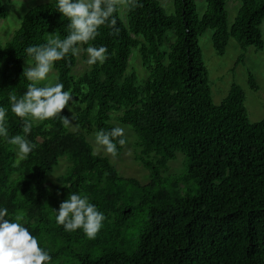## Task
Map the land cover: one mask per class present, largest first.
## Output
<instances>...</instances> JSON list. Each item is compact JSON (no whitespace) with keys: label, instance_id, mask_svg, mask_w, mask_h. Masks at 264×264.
I'll list each match as a JSON object with an SVG mask.
<instances>
[{"label":"trees","instance_id":"16d2710c","mask_svg":"<svg viewBox=\"0 0 264 264\" xmlns=\"http://www.w3.org/2000/svg\"><path fill=\"white\" fill-rule=\"evenodd\" d=\"M173 1L174 14L159 0L129 2L128 23L118 8L116 24L101 26L96 39L82 45L85 51L106 46L103 64L78 78L73 75L78 56L54 68L56 82L82 106L75 117L82 129L110 132L117 127L112 113L122 112L138 135L148 184L122 177L108 157L95 154L84 134L71 132L62 116L69 117L68 107L53 119L33 122L27 139L36 148L26 159L0 137V207L9 210L6 218L22 216L21 223L52 256L51 264H264V119L250 121L245 91L237 84L221 104L214 103L200 45L212 29L219 56L231 38L244 49L263 50L264 0H238L231 27L229 0H206L201 16L197 0ZM68 25L56 0H44L26 12L10 41L3 44L0 37V107L8 109L9 138L24 135V121L11 112L9 97H22L31 83L23 75L31 61L27 47L46 43L50 33L65 38ZM135 50L149 72L144 81L128 73ZM249 83L258 89L253 75ZM125 145H118V155ZM178 153L184 154L183 170L167 175ZM63 158L71 165L52 186L48 176ZM186 185H195L196 192L182 195ZM72 193L87 195L104 213L95 239L57 224L55 210ZM139 208L143 229L135 237L129 221Z\"/></svg>","mask_w":264,"mask_h":264},{"label":"clouds","instance_id":"9594fccd","mask_svg":"<svg viewBox=\"0 0 264 264\" xmlns=\"http://www.w3.org/2000/svg\"><path fill=\"white\" fill-rule=\"evenodd\" d=\"M129 2L134 3L135 0ZM120 3L121 0H56L57 11L69 20L70 32L63 39L59 34L50 33L46 43L27 47L26 53L31 61H26L29 67L24 69L23 75L31 83L22 97L18 98L14 94L9 97L11 112L24 121V135L9 138L8 109L0 107V137L6 138L10 145L17 146L20 159H26L36 148V144L27 139L33 122L53 119L61 115L66 107L73 111V106L77 104L71 92L64 90L63 83L51 79L50 74H54L56 62L69 55L78 56L81 45L94 41L101 26H114V13ZM86 51L89 65L103 64L109 56L106 46L89 45ZM62 116L65 124L70 122L68 117ZM96 139L113 156L118 155V145L126 143L124 129L120 127L110 132L101 130L96 134ZM55 211L56 222L65 231L82 229L88 239L96 238L106 219L87 195L77 193H72ZM8 216L9 210L0 207V264H51L52 256L21 223L22 216L18 214L14 219L6 218Z\"/></svg>","mask_w":264,"mask_h":264},{"label":"rangeland","instance_id":"374dc122","mask_svg":"<svg viewBox=\"0 0 264 264\" xmlns=\"http://www.w3.org/2000/svg\"><path fill=\"white\" fill-rule=\"evenodd\" d=\"M168 14L175 13V4L173 0H159ZM44 3V0H5L4 4L9 12L7 18H0V37L3 44L10 41L16 30L21 24L23 16L32 7ZM241 1L229 0L227 2V10L229 13V26H233L241 7ZM198 13L203 15L206 11V0H197ZM122 20L128 23L129 0H121L118 6ZM264 38V22L262 25ZM214 30L209 29L200 38V45L203 50V57L210 74V82L213 92L214 103L221 104L229 95L234 84L239 85L246 94L245 106L248 110L250 121L253 123L260 122L264 119V49L258 50L255 47L242 48L239 43L231 38L228 44L226 54L224 56L217 55L213 46ZM89 59L88 53L81 45V51L78 55L76 67L73 70L74 77H80L89 72L93 65L87 63ZM27 67H29L27 65ZM51 75L53 82H56L57 72ZM136 73L141 81L149 76L148 69L143 63L139 50H135L130 59L128 73ZM250 75H253L258 89L255 90L249 83ZM43 85V84H41ZM82 106L76 104L73 111H69V123L67 126L71 132H80L87 137V140L94 147L96 155L108 157L111 163L119 171L122 177L135 178L143 185L150 182V172L138 158L140 149L137 147L138 135L136 131L122 120V112H114L111 115V123L124 129V135L128 142L124 146L121 154L113 156L107 153L105 146L97 142V131L88 132L82 129L75 122V117L81 110ZM38 123L39 121H35ZM71 162L67 158L61 159L60 164L48 176L50 185H57L66 174ZM184 154L178 153L177 159L169 163L167 175L178 174L183 170ZM195 186V185H194ZM193 185L182 186V195L186 192L195 193L196 188ZM13 216L16 211L12 210ZM21 214V213H20ZM136 217L130 219L131 231L133 236H137L143 229L142 209H138ZM126 239H131V236Z\"/></svg>","mask_w":264,"mask_h":264}]
</instances>
